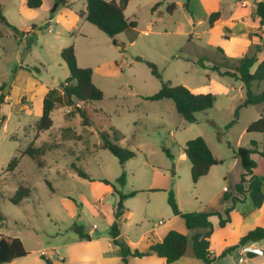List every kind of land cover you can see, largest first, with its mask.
Wrapping results in <instances>:
<instances>
[{
	"label": "rangeland",
	"instance_id": "1",
	"mask_svg": "<svg viewBox=\"0 0 264 264\" xmlns=\"http://www.w3.org/2000/svg\"><path fill=\"white\" fill-rule=\"evenodd\" d=\"M157 1H161L159 14L151 10ZM238 1L191 0L188 11L186 0H131L125 14L136 20L138 26L116 37L114 45L113 38L89 22L80 23L85 26V35L77 39L71 32L63 33L62 25L56 23V17L63 12L81 9L83 0H68L69 6L47 1L38 9L28 8L26 0H0L8 22L18 29H26L32 22L37 27L29 38L16 39L7 34L8 28L0 19V33L6 32L0 37V86L4 83L3 90H9L10 94L1 106L5 121L0 130V223L3 224L0 234L19 235L29 252L12 264H47L45 258L59 264L56 254L67 257L64 250L79 236L77 226L86 231L96 225L94 236L103 234L108 228L105 217L111 215L119 201L114 191L103 193L105 185L116 186L123 192L132 190L133 186L173 187L187 212L198 211L208 204L211 198L208 185L194 184L189 160L179 159L186 142L203 137L223 158L224 164L219 167L226 168L234 157L233 147L247 146L252 136L258 135L246 131L251 118L247 112L228 128L240 97L246 93L244 85L198 64L204 57L237 66V61L226 58L218 50L225 45L239 48L237 40L225 42L226 25L218 21L210 28L209 17L220 11L224 20L231 18ZM171 3H175L172 13L168 11ZM48 18L54 20L48 23ZM68 21H71L69 16ZM30 40L33 42L28 46ZM75 43L80 47L82 64L91 68L104 64L101 70L105 76L96 74L94 78L104 97L85 106L88 122H84L74 106L60 107L53 111L52 129L39 132L37 123L44 89L35 91L33 97L24 96L21 102L17 100L26 94L23 88L29 71L36 72L35 68H39L47 86L58 87L69 76L60 50ZM146 61L154 63L162 78L173 85L214 94V107L197 113V121L189 123L178 114L172 100L144 99L142 96L152 95L161 88L160 80L152 75ZM19 65L29 70H22ZM15 86L21 90L17 92ZM261 89L264 81L254 86L256 91ZM21 103L30 105L29 109L21 112ZM263 107L255 106L252 111H261ZM104 131L111 142L134 152L136 157L121 166L110 151L99 145L103 142L100 133ZM29 146L43 148V153L39 157L23 155ZM14 157L20 158L18 167L6 172ZM253 158L258 163L256 174H261L264 158L258 155ZM77 170L85 176H80ZM122 172L128 181L124 188L117 181ZM20 186L28 188L30 196L15 204L11 199ZM139 199L142 198H135L132 203H141ZM156 203H161L159 198ZM162 206L166 207L164 201ZM165 209L170 212V208ZM166 219L167 214L162 210L153 215L148 225ZM121 225L125 235L137 238L140 230L133 223L124 220Z\"/></svg>",
	"mask_w": 264,
	"mask_h": 264
},
{
	"label": "trees",
	"instance_id": "2",
	"mask_svg": "<svg viewBox=\"0 0 264 264\" xmlns=\"http://www.w3.org/2000/svg\"><path fill=\"white\" fill-rule=\"evenodd\" d=\"M58 5L69 6L67 0H54ZM131 0H86L87 11L86 21L94 25L97 29L113 38L115 45V38L130 30L135 29L138 26L136 20H130L126 14V8ZM166 1V0H164ZM191 0H186L185 7L190 11ZM42 0H26V5L30 9H38L42 6ZM161 1L155 3L152 7V11L155 12ZM175 9V3H171L168 6V11L172 13ZM256 15L260 19V25L264 27V0L256 3ZM220 12H213L209 17V26L213 27L215 22L219 19ZM0 19L1 21L11 27L14 35L17 36L18 29L14 25L10 24L2 13L0 6ZM35 29V26H32ZM261 39V45L257 46V52L264 50V30L263 34L259 35ZM33 40L28 41V46ZM60 57L66 64L69 70V77L60 84L59 89H51L43 100L42 115L37 123V129L39 132H45L53 127L52 114L56 108L74 106L75 110L84 119V122H88V116L85 111V106L101 101L104 97L103 91L93 82V69L91 67H82L78 63L76 56V50L74 45H70L60 52ZM146 65L151 70L153 76L158 78L161 83V88L158 92L142 96L146 100L160 101L163 99H170L173 101L174 106L178 114L187 122L194 123L197 121L196 114L206 111L214 107L216 97L212 93H194L188 87L184 85H173L170 81H166L162 78L157 66L146 61ZM258 66L255 72H251V69L255 64ZM198 64L204 69H208L216 72L220 76H228L235 78L241 82L246 93L244 98L235 110L234 119L228 125V128L233 126L240 117V110L252 106L264 103V91L255 93L252 91L251 86L254 82H260L264 80V59L259 62L256 54L251 56H245L241 58L238 65L235 67L228 66L221 62H212L204 57L198 60ZM36 72H39L38 68H35ZM31 71V70H30ZM5 84L0 87V130L3 127L5 118L1 115V106L6 102V95L3 94ZM98 111L107 116L108 115L101 109ZM248 133H259L263 136V143L261 151L258 149V143L252 140L249 146H239L233 149L234 156L240 159L241 165L244 169L241 175L240 181L235 185V190L245 196L249 197L256 208H261L264 203L263 184L261 179L256 175L255 169L257 162L253 158V155H259L264 158V113L259 119L252 122L247 130ZM101 142L100 146L111 152L119 161L121 166L136 157V154L129 149L111 142L108 139V135L104 132L100 133ZM230 146V145H229ZM163 151L172 157L170 152L163 148ZM184 152L191 164V178L193 183H197L200 178L206 176L211 167L220 165L223 160L218 159L210 149L206 140L201 137H195L188 140L184 147ZM43 153L42 149H36L33 146H29L23 155H30L33 157H39ZM20 163V158L14 157L8 165L6 172L14 171ZM39 164H42L39 162ZM80 176L83 175L80 170H77ZM86 178V177H85ZM118 183L122 186L126 184V173L122 172L117 179ZM108 184V182L106 181ZM114 188V186H113ZM115 192L119 195V201L114 211V221L110 227V235L113 238V243L120 248L122 261L124 264H129L130 257H146L155 254L158 257L165 258L168 263H173L185 256L189 238L186 234L176 230H170L165 237L158 242H153L149 246L147 251H140L138 248L132 249L127 243L119 240L120 236V224L119 218L124 211V201L135 197L142 191H131L129 193H122L115 189ZM30 196V190L24 186H20L17 190L15 198L11 201L18 204L23 198ZM225 200H232V206L226 208L223 212L220 211H195V212H182L176 200L175 192L173 189L168 191V204L174 215L180 216L188 230L196 228L205 229V232L196 233L192 236L193 242L192 250L194 257L203 261L204 264H210L213 261L211 257L212 242L210 241L211 234L213 232V224L210 220L212 216L219 218V225L224 227L230 222V213L235 208L236 204L242 202L241 199L232 196L231 194L224 195ZM0 226H3L0 223ZM82 227L77 226V232L79 238L82 240H91V236L85 235L82 232ZM264 240V226H258L248 231L239 242L238 247L249 243ZM236 247H232L228 250L231 252ZM29 252L25 248L23 241L19 237H14L7 234H0V264H12V262L24 256H27ZM43 257H45L43 255ZM47 264H52L49 258H45Z\"/></svg>",
	"mask_w": 264,
	"mask_h": 264
},
{
	"label": "crops",
	"instance_id": "3",
	"mask_svg": "<svg viewBox=\"0 0 264 264\" xmlns=\"http://www.w3.org/2000/svg\"><path fill=\"white\" fill-rule=\"evenodd\" d=\"M42 1H43V4L40 8H43L47 1L52 3L54 0H42ZM259 1H262V0H239L238 1L239 5L236 7L235 11L233 12V16L231 18L224 20V16L219 11L220 17L215 22L216 24L219 21L226 25L225 28L228 33L224 35L225 39L227 40L225 42H230V40H233V41L237 40V43L239 44V48L234 49L232 48V46L225 45L223 49L222 48L218 49L219 52H221V54L224 55L226 58L229 57L237 61V65H238L239 60L245 56H251V55L256 54L259 62L264 59V50L261 52H257V46L261 45L262 43L259 35H262L263 30H264V27L260 25L259 17L255 13L256 3ZM83 2H84L83 7L81 9H72L68 13L63 12L55 19L56 23H58L59 25H62L63 33L71 32L72 37L76 39L78 37H84L85 35V32H84L85 26L84 25L80 26V23L82 21L87 22L86 21L87 2L86 0H83ZM155 12H158L159 14L161 11L157 8ZM68 16L71 18V21L66 22ZM53 20L54 18L46 19L48 23ZM32 26H35V29L37 28L35 22H32V25L27 26L26 29L17 28L18 29L17 36L14 35V32L11 29V27L7 26L8 28L7 34L9 36L15 37L16 39L29 38L32 35V32L35 30V29H32ZM213 27H210V28H213ZM5 35H6V32L0 33V37H3ZM74 46H75L76 56H77L79 65L82 67H87V65L82 64L80 61V57H79L80 47L77 45V43H75ZM61 51L62 50H60V52ZM39 64L44 66L43 62H39ZM257 66H258V63L252 67L251 69L252 73L255 72ZM19 67L22 70L24 68H26V70H29L28 67H24L23 65H19ZM102 67H104V64H101L97 66L96 68H92L94 83H95L94 78L96 74H98L99 76H105V73L101 70ZM38 73H36L34 70L29 71L30 75L27 78V84L23 88L26 94H24L23 96L22 95L19 96V100H17V102L18 101L21 102L20 99L26 95L32 96V94L35 91H38L40 89H44V97L51 89L60 90V85L58 87L47 86V84L40 77L41 74L40 73L38 74ZM257 83L259 82H254L252 84L251 86L252 91L255 93H260L264 91V89H261L258 91L254 90V86ZM2 85H4V83ZM97 86L100 89L102 88L100 85H97ZM14 88L17 92L21 90L19 86H15ZM241 89L243 90V87ZM190 90L194 93H201L200 91H196L193 89H190ZM60 92L62 91L60 90ZM9 95H7L6 97V100H5L6 102L9 98L8 97ZM244 96L240 97V102L244 98ZM44 97L42 99V108H43ZM21 104L22 105H20L19 107V109H21V112H25L29 109L30 105L23 104V103ZM261 105H264V103L248 106L240 110V117H242L245 114V112L251 115V118L248 124L246 125V130L252 122L259 119L260 116L264 113V107L262 108L261 111H258V109H255V111H252L254 110L253 108L255 106H261ZM41 115H42V111H41ZM252 140L258 143V149L261 151L262 143H263L262 134L258 133V135L252 136L247 146H249ZM100 144L101 143H99V145ZM207 144L209 145L213 154L218 159L223 160V158H221L220 156L216 154V152L212 149L210 144L209 143ZM238 147L239 145L236 146L235 148L233 147V149H236ZM230 148H232L231 145H230ZM186 158L187 156L183 150V152H181L179 155V159L181 161H184ZM223 164L224 163H222V165ZM219 166H221V164L211 167L209 173L206 176L200 178L199 181L195 183L196 185L200 184V182H202V184H207L210 190V195H211L210 196L211 198L208 204L205 205L203 208H198L197 210L198 211L208 210V211L223 212L226 208L232 206L231 199L229 200L224 199L225 194H231L232 196H235L241 199L242 202H239L236 204L235 208L230 213V222L227 223L224 227H221L219 225V218L217 216H212L210 218L213 224V232L210 237V241L212 242L211 257L213 258V261L210 264H264V240L253 242L256 252L250 255L245 263H239V258L241 254H240V249H239L240 247H238L240 239L248 231L258 226H264V203L261 208H256L253 205L249 197H245L239 194L235 190V185L240 181L241 175L244 172V169L241 165L239 158H236L235 156L232 157V161L230 165H228V167L226 168L219 167ZM190 167H191V164H190ZM257 167H258V163H257ZM257 167L255 169V173H256ZM256 175L262 181V184H263L262 187H263V192H264V171L261 174H256ZM127 182L128 181H126V184ZM126 184L122 187L124 188ZM161 187H165V186H161ZM161 187L149 185L143 188H135L133 186L132 190H129L128 192H123L121 190L122 193H129L134 190L142 191V192L137 194L135 197L129 198L124 201V211H123L122 216L118 220L120 224V236L118 237V239L127 243L132 249L138 248L140 251H147L151 243L161 241L170 230H176L188 236L189 244H188L187 252L185 256H183L181 259L173 263H168L165 258H161L153 254L150 256L142 257V258L130 257L129 264H204L203 261L194 257L193 250H192L193 242L191 238L194 234L202 233V232H205L206 230L202 228L188 230L185 226L184 220L180 216L174 215L171 210V207L168 204V191L170 189L174 190V188L173 187L161 188ZM115 189L117 191H120L116 186H114L113 188V186L109 187L108 185H105L103 186V193H109V192L114 191V193L117 194V192H115ZM158 194H162V195L159 197H156ZM177 194H178V190H177ZM117 196L119 197L118 194ZM175 196L177 197L176 200H177L180 210L182 212H187V210L182 208L178 195L175 194ZM135 198H142V199H139V202L141 203L133 204L132 200ZM158 198L161 201V203L159 204L156 203V200ZM153 200L154 202L152 203ZM163 201L166 203L165 208L167 207L170 208V212L166 211L165 208L163 209V206H162ZM115 209L112 211L111 215L107 214L105 217L108 228L105 230L103 234H98L95 237L94 234L96 233L95 231L96 228H93V227L86 231L82 230V232L85 235L91 236V240H82L78 236L76 238V241L72 243L71 246H68V248L64 250L67 252V257H64L58 253L56 254V258L60 261L59 264H124L122 261L120 248L113 243V238L110 235V227L114 221L113 214H114ZM162 210H164V212L167 214L166 222L163 220H160L158 222H155L154 225H148L153 215L155 213L161 212ZM124 220H128L129 223H133L135 227L140 230L139 233L137 234V238L133 239L125 235L122 229V225H121ZM144 223L146 225L142 228V224ZM14 237L20 238L19 235H14ZM20 239L22 240V238ZM232 247H236V248L232 250L231 252H228V250ZM237 251L238 253H236ZM233 252L236 253V255H234ZM53 264H55V262H53Z\"/></svg>",
	"mask_w": 264,
	"mask_h": 264
},
{
	"label": "built area",
	"instance_id": "4",
	"mask_svg": "<svg viewBox=\"0 0 264 264\" xmlns=\"http://www.w3.org/2000/svg\"><path fill=\"white\" fill-rule=\"evenodd\" d=\"M93 228H96V225H94ZM239 249L241 254L239 258V263H245L248 257L256 252L253 243L242 245Z\"/></svg>",
	"mask_w": 264,
	"mask_h": 264
},
{
	"label": "water",
	"instance_id": "5",
	"mask_svg": "<svg viewBox=\"0 0 264 264\" xmlns=\"http://www.w3.org/2000/svg\"><path fill=\"white\" fill-rule=\"evenodd\" d=\"M57 5H58V4H57ZM6 88H9V84L7 85ZM8 92H9V90H7V89H6V90H3V94L6 95V96L8 95Z\"/></svg>",
	"mask_w": 264,
	"mask_h": 264
}]
</instances>
